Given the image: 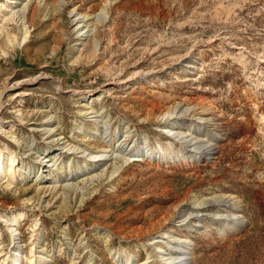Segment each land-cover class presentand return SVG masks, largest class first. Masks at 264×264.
<instances>
[{
	"label": "rangeland",
	"instance_id": "374dc122",
	"mask_svg": "<svg viewBox=\"0 0 264 264\" xmlns=\"http://www.w3.org/2000/svg\"><path fill=\"white\" fill-rule=\"evenodd\" d=\"M0 149L3 264H264V0H0Z\"/></svg>",
	"mask_w": 264,
	"mask_h": 264
},
{
	"label": "bare ground",
	"instance_id": "6f19581e",
	"mask_svg": "<svg viewBox=\"0 0 264 264\" xmlns=\"http://www.w3.org/2000/svg\"><path fill=\"white\" fill-rule=\"evenodd\" d=\"M4 16H5L4 18L7 19V20L18 19V18H15V17L16 16H20L21 19H22V21H23L25 19V11H24V9L23 10H11L10 9V10L5 11ZM170 111H168L164 116H166V115L167 116H170L171 115V112ZM212 145H213V143L208 144L207 147H206V149L204 150V152L205 153H212V152H214L215 149H216V146H212ZM200 152H202V151H200ZM168 153L170 155H172V152H166L164 149L162 151H158V150H154V149H151L150 148L148 150H143L140 153L132 152V153H130L129 158L128 159L124 158L122 160V162H128V161H130L131 159H133L135 157L141 158V159H144L145 157H154V158H159V159L160 158H163V157L167 158L168 157ZM104 154H101V155H104ZM127 154H129V153H127ZM176 154H177V156H182V155H184V151L176 150L175 151V155ZM111 155L112 154L109 155L108 153H106L104 155V158L103 157H101V158L108 159V157H110ZM96 156L97 155H95V157ZM98 159H100V158H98ZM122 166H123V163L120 166L116 165V163L114 165H112L113 168L110 171V175H114L116 172H119L123 168ZM20 170H21V168H18L17 167V164L15 163L14 152L13 151H10L8 155H5V153L3 152V150L0 149V182L5 179V182H7V185L8 186L13 185L16 182V172L17 171H20ZM67 184H65V185H67ZM209 201H212V200H209ZM231 202H232V200H231ZM216 204H218V203H216ZM24 217H25V214L23 212H21V213H19L17 216H15L11 220L12 221L11 223H13V225L20 224L21 219H23ZM235 217H238L239 218L240 217V214H238V213L237 214H233V218H235ZM10 230L12 231L13 235H18L19 234L18 229L16 227H14V226H12ZM159 237L166 238L167 236L165 234V235L159 236ZM172 239H174V238H172ZM158 241L160 242V239L159 240L158 239L156 240V242H158ZM178 250H176L177 251V255L176 256H173V255L170 256V259L172 260L171 261V264H180L181 261H183L182 264H191V261H192L191 258H192L193 255L191 256L192 252L189 250V247L188 248H187V246H184L183 248L182 247H179ZM180 251H181V254L178 255V252H180ZM35 252H36V246L31 247V253H32V255H35L36 254ZM3 256H4L3 253L0 252V264H3V262H4V258H2ZM176 258L178 259L177 262L175 260ZM36 260H38V262H41V259L35 258V261ZM33 261L34 260H31L32 263H33ZM7 264H22V262L18 259V256H14V255L12 256L11 255L9 257V261H8Z\"/></svg>",
	"mask_w": 264,
	"mask_h": 264
}]
</instances>
